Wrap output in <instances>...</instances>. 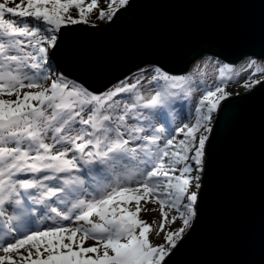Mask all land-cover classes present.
Returning a JSON list of instances; mask_svg holds the SVG:
<instances>
[{
	"label": "snow or ice",
	"instance_id": "obj_1",
	"mask_svg": "<svg viewBox=\"0 0 264 264\" xmlns=\"http://www.w3.org/2000/svg\"><path fill=\"white\" fill-rule=\"evenodd\" d=\"M150 2L0 0V264H176L197 231L214 160L264 89V0L262 49L239 71L205 54L188 71L134 65L102 90L53 71L82 25L134 23ZM261 138L264 154V118ZM149 203L158 218L140 215Z\"/></svg>",
	"mask_w": 264,
	"mask_h": 264
},
{
	"label": "water",
	"instance_id": "obj_2",
	"mask_svg": "<svg viewBox=\"0 0 264 264\" xmlns=\"http://www.w3.org/2000/svg\"><path fill=\"white\" fill-rule=\"evenodd\" d=\"M261 23L259 0H152L137 9L134 23L82 25L55 64L101 90L134 65L158 61L188 71L205 54L236 64L246 49L261 51ZM262 118L259 89L244 105L231 144L214 160L201 223L176 264H264Z\"/></svg>",
	"mask_w": 264,
	"mask_h": 264
},
{
	"label": "rangeland",
	"instance_id": "obj_3",
	"mask_svg": "<svg viewBox=\"0 0 264 264\" xmlns=\"http://www.w3.org/2000/svg\"><path fill=\"white\" fill-rule=\"evenodd\" d=\"M98 2H99V6H100V7H105V6H106L105 3H104V0H98ZM105 23H107V22H106V21L98 20L96 26L103 25V24H105ZM85 26H92V25H85ZM92 27H95V26H92ZM203 57H204V56H203ZM201 58H202V57H201ZM201 58L198 59L197 61H201ZM213 59H215V58H213ZM197 61H195V62L193 63V65L191 66L190 69L193 68V66L197 63ZM235 65L237 66V70H238V71L243 67V64L240 63V61H239L238 63H236ZM203 66H204V65H203V62L201 61V67H203ZM204 70H205L206 73H207V78H208L209 80H213V81H214L216 75L218 74V66L214 65L213 63H208V64H207V67H206ZM241 78H243V77H241ZM231 87H232L233 89H236V85H235V84H232ZM238 90L243 91L242 88H241V89H238ZM199 94H200V93H199L198 91H197V92H194V101L198 98V95H199ZM185 115H187V110L185 111ZM147 209H148V210L142 211V212L140 213V215H141L142 217H144V218H146V219H149V220H151L153 217H157V218L159 217L160 213H159V211H158V205H153V204L149 203V204L147 205ZM152 209H156V210L153 211Z\"/></svg>",
	"mask_w": 264,
	"mask_h": 264
},
{
	"label": "trees",
	"instance_id": "obj_4",
	"mask_svg": "<svg viewBox=\"0 0 264 264\" xmlns=\"http://www.w3.org/2000/svg\"><path fill=\"white\" fill-rule=\"evenodd\" d=\"M53 71H59L57 67L53 68ZM193 101H194V95H193ZM187 110V105H185V111Z\"/></svg>",
	"mask_w": 264,
	"mask_h": 264
}]
</instances>
